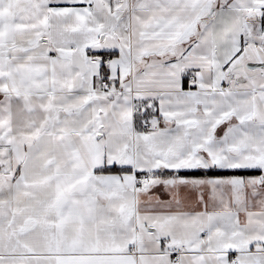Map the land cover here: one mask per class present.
I'll use <instances>...</instances> for the list:
<instances>
[{"label": "snow or ice", "instance_id": "obj_1", "mask_svg": "<svg viewBox=\"0 0 264 264\" xmlns=\"http://www.w3.org/2000/svg\"><path fill=\"white\" fill-rule=\"evenodd\" d=\"M0 264H264V0H0Z\"/></svg>", "mask_w": 264, "mask_h": 264}]
</instances>
